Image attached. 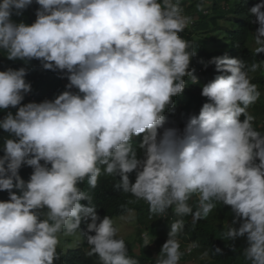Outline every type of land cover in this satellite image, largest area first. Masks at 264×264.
I'll use <instances>...</instances> for the list:
<instances>
[{
	"label": "clouds",
	"instance_id": "obj_1",
	"mask_svg": "<svg viewBox=\"0 0 264 264\" xmlns=\"http://www.w3.org/2000/svg\"><path fill=\"white\" fill-rule=\"evenodd\" d=\"M32 3L0 0V51L61 71L66 88L78 91L21 105L30 91L25 68L0 71V110L17 109L0 120L7 133L0 190L9 193L0 201V264H54L58 245L69 242L61 235L83 237L100 264H138L117 236L124 219L142 229L136 214L97 215L108 193L129 194L160 217L191 215L194 223L230 206L224 239L245 237V264H264V119L255 122L247 111L264 97V86L259 92L250 80L264 67V0L244 17L258 62L229 58L224 37L196 76L189 69L195 50L179 35L190 22L179 0H35L32 24L11 19ZM229 14L225 31H240V18ZM188 83L206 102L167 121ZM22 165L32 168L27 181L18 175ZM183 228L182 219L171 223L154 264H179Z\"/></svg>",
	"mask_w": 264,
	"mask_h": 264
},
{
	"label": "trees",
	"instance_id": "obj_2",
	"mask_svg": "<svg viewBox=\"0 0 264 264\" xmlns=\"http://www.w3.org/2000/svg\"><path fill=\"white\" fill-rule=\"evenodd\" d=\"M185 1H187L188 4H185ZM206 1L207 0H179L183 15L189 17L191 21V25H188L179 35L192 45V49L190 50H195V55L191 58L189 64V69L193 71V75L196 76V68L202 69L198 66L199 64L207 63L212 59V54L207 52L204 45L194 38L193 33L197 30L208 31L217 29L220 27L221 21H224L229 15L230 10L240 18V21L237 23V27L238 29L240 28V31H226V37L232 43L228 50V57L240 58L245 61L247 66H250L253 62H258L253 51L247 46L249 41V38H246L248 35L247 28L252 24L250 15L244 18L249 14V10L257 4V0H210L212 4L210 7L206 4ZM198 5H202V7H198ZM39 7L40 6L35 3V0H33V3L22 10L19 16L13 14V16L19 17L18 20L15 21L13 16L11 19L16 23L24 22L30 25L35 21V12ZM262 59H264V56ZM9 68L13 70L25 68L26 70L24 79L30 84V91L24 94L21 105L29 102L40 103L44 100L51 101L55 96L66 90L72 91V89L66 88L69 81L66 75L61 71L44 69L37 59H32L26 63L21 60H8L6 55L0 51V71H5ZM207 72L215 77V68L208 69ZM207 72L203 70V73L206 75ZM255 72L256 73H253L250 80L251 83L257 86L259 91L258 86L261 88L264 86V67H261ZM189 84L191 83L187 84L179 96L173 98L174 107L166 110L165 116L167 121H170V117L174 116L176 112L179 113L178 116H185L190 109H195L197 107V109L200 110L203 103L206 102V100L199 95L200 87H197V96L196 90L189 88ZM16 110L17 109L13 107L0 110V120H2L8 112H12L13 115H15ZM247 111L254 117L255 122H258V120L261 121L260 118L264 119V97L260 95L257 101L248 107ZM241 119H243V117H241ZM6 136L7 133H5L3 129H0V157L4 155L3 139ZM41 163H43V161H41ZM31 173L32 168L27 165H22L18 170V175L24 181L29 179ZM84 185L87 187L86 181L79 185L81 190H83ZM8 199V191L0 190V201H7ZM81 203L87 205L85 201H81ZM96 211L97 215L101 218L105 215H109L110 218L127 215L130 211L136 214V222L142 229L137 232L136 236L123 239L128 250V256L137 260L138 264H154V258L160 253L162 245L168 238L171 223L177 219H182L186 226L177 236L180 243V251L182 252L179 262H189L191 264H245L242 252L244 248L247 247L246 238L238 237L235 240H227L223 237V231L226 225L230 224L233 219L230 206L218 205L207 218L198 220L194 223L191 215L177 217L169 210L166 217H160L151 214L148 205L141 204L139 200H136L135 197L129 194L121 195L119 198L108 193L103 198L102 209L100 211L96 209ZM238 226V223L234 225V227ZM81 229L85 230L83 224L81 225ZM141 231L155 233L158 236L153 241H149L150 244L144 246L145 241L141 237L143 233ZM89 234L94 235V233ZM79 239L81 242L80 245L67 251H63L61 249L62 247L58 245L57 253L59 259L56 260L54 264H100L96 255H89L90 246L86 243L84 238L79 236ZM191 242H195L199 247H195L187 253L186 247ZM217 248L221 250L219 254H215V249ZM205 252L208 253L206 257L203 256Z\"/></svg>",
	"mask_w": 264,
	"mask_h": 264
},
{
	"label": "rangeland",
	"instance_id": "obj_3",
	"mask_svg": "<svg viewBox=\"0 0 264 264\" xmlns=\"http://www.w3.org/2000/svg\"><path fill=\"white\" fill-rule=\"evenodd\" d=\"M185 4H188L187 1H185ZM206 4H208L209 6H211L210 0L206 1ZM13 16V15H12ZM233 17V15L229 14L227 16V20L225 21H221L220 27H218L215 30H208V31H202V30H197L195 31V33H193V36L195 39H197L199 42H201L204 47L206 48L207 52H221V48L224 45V37H226V28L227 30L230 28L229 24H228V20L230 21V19ZM13 18L16 20H18L19 17H15L13 16ZM189 26L191 25V21L188 24ZM252 47L255 48V45L253 44V42H251ZM73 92L78 91L77 89L73 88L72 89ZM262 94L264 95V90L262 92ZM140 227H137V225L135 224V220L133 221L131 218L129 219H124V221L119 225V231L117 232V236L118 238H130V237H134L136 236L137 232L140 230ZM148 239H150L149 241H153L155 238H157L158 235H156L155 233H148ZM60 239H68L69 242H72L71 244L69 242H61V247L64 250H69L72 249L76 246H78V244H80L81 242L74 238V237H70V236H60ZM179 264H191L189 262H179Z\"/></svg>",
	"mask_w": 264,
	"mask_h": 264
}]
</instances>
